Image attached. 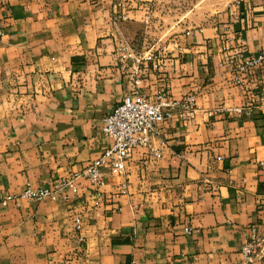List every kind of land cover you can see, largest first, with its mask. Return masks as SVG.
Listing matches in <instances>:
<instances>
[{
	"label": "crops",
	"instance_id": "crops-1",
	"mask_svg": "<svg viewBox=\"0 0 264 264\" xmlns=\"http://www.w3.org/2000/svg\"><path fill=\"white\" fill-rule=\"evenodd\" d=\"M0 22V264H264V66L238 85L232 61L264 51V0H0ZM134 76L195 106L102 187L3 203L99 157Z\"/></svg>",
	"mask_w": 264,
	"mask_h": 264
},
{
	"label": "built area",
	"instance_id": "built-area-1",
	"mask_svg": "<svg viewBox=\"0 0 264 264\" xmlns=\"http://www.w3.org/2000/svg\"><path fill=\"white\" fill-rule=\"evenodd\" d=\"M3 35L4 27L0 22V40ZM122 58L124 60L132 58L136 63L156 60L154 54L138 57L133 51L122 55ZM232 61L236 70L235 82L239 85L242 83V78L248 76L254 69L264 66V51L258 55H251L239 49ZM132 83L133 90L127 91L121 103L104 118L102 133L106 144L99 157L90 161L81 173L72 175L54 187L34 188L27 185L20 194L8 196L3 203L17 202L22 199L68 202L71 195L79 192L76 181L80 177L86 178L95 188L102 187L107 177L123 175L134 149L151 145L152 139L159 134V125L172 118L173 110L190 111L195 106L194 96L175 99L163 87L151 90L143 79L137 76L133 77ZM156 156L161 155L156 153ZM75 230L77 233L82 231L80 219L75 221ZM80 241L83 242L84 238L80 237ZM260 243L258 231L253 227L241 249V255L247 263L252 262Z\"/></svg>",
	"mask_w": 264,
	"mask_h": 264
}]
</instances>
